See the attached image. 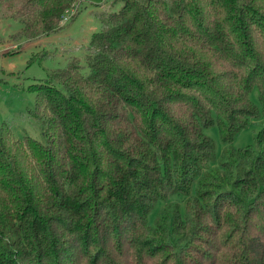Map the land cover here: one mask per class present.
Segmentation results:
<instances>
[{"label":"trees","instance_id":"16d2710c","mask_svg":"<svg viewBox=\"0 0 264 264\" xmlns=\"http://www.w3.org/2000/svg\"><path fill=\"white\" fill-rule=\"evenodd\" d=\"M72 1L26 0L19 33L58 30ZM100 19L87 71L34 84L45 141L1 128L0 264H264V123L233 145L264 118V0H124Z\"/></svg>","mask_w":264,"mask_h":264},{"label":"rangeland","instance_id":"374dc122","mask_svg":"<svg viewBox=\"0 0 264 264\" xmlns=\"http://www.w3.org/2000/svg\"><path fill=\"white\" fill-rule=\"evenodd\" d=\"M11 3L18 7L0 2V132L3 126H7L16 138L29 135L44 142V119L42 112L36 110L34 84L41 82L50 71L78 60L87 71L89 42L92 34L101 29L100 16L118 11L124 0H73L63 14L58 30L50 34L34 32L28 37L19 33L26 0ZM251 98L260 106L256 88ZM262 123L264 118L253 119L235 136L233 145H254ZM206 133L216 142L218 158L225 146L218 124L207 128ZM177 202L181 203L182 199L174 195L169 201L158 203L150 215L151 223L162 209L172 208Z\"/></svg>","mask_w":264,"mask_h":264}]
</instances>
